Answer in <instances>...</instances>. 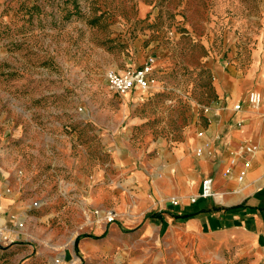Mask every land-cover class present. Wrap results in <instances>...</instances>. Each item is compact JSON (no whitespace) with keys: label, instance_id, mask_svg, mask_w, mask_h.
Masks as SVG:
<instances>
[{"label":"rangeland","instance_id":"374dc122","mask_svg":"<svg viewBox=\"0 0 264 264\" xmlns=\"http://www.w3.org/2000/svg\"><path fill=\"white\" fill-rule=\"evenodd\" d=\"M263 31L264 0H0V173L12 190L43 192L31 204L38 226L66 244L91 233L102 209L70 197L88 195L97 173L119 175L148 137L204 126L218 73L247 66ZM147 64L157 81L148 94L110 89V72ZM139 256L117 249L108 262Z\"/></svg>","mask_w":264,"mask_h":264},{"label":"crops","instance_id":"0c3cea01","mask_svg":"<svg viewBox=\"0 0 264 264\" xmlns=\"http://www.w3.org/2000/svg\"><path fill=\"white\" fill-rule=\"evenodd\" d=\"M215 90V104L201 108L204 126L194 122L176 141L148 137L119 160V175L97 173L88 195L70 197L100 207L103 220L69 244L65 233L38 226L45 217L31 204L43 192L12 190L9 173H0V235L9 237L0 264H113L117 249L141 253L123 264H264V110L248 102L264 93V31L247 66L223 68ZM207 178L216 196L198 197ZM13 215L23 229L11 227Z\"/></svg>","mask_w":264,"mask_h":264},{"label":"built area","instance_id":"2783aa9c","mask_svg":"<svg viewBox=\"0 0 264 264\" xmlns=\"http://www.w3.org/2000/svg\"><path fill=\"white\" fill-rule=\"evenodd\" d=\"M107 80L110 86V89L119 95L131 96L137 91H140L142 94L149 93L156 84V75L155 69L152 64H147L144 67L137 70H129L122 74L116 72H110L107 75ZM248 102L253 105L255 108H262L264 110V93L252 92L248 95ZM204 110H207V107H203ZM241 109V104H237L234 107V110L238 111ZM203 132L198 133V137H202ZM246 153H252V148H246ZM200 154V153H199ZM234 163V160L232 161ZM248 162L244 164L245 167L248 166ZM230 173V169L226 170V174ZM243 174L238 177L239 181H242ZM216 193L213 190V181L210 178L205 179L202 182V190L198 197L201 198H211L215 197ZM198 197H193L190 199L191 203H195ZM172 204L178 205L179 201L177 199L172 200ZM37 203H34V206H37ZM2 213L0 212V219ZM109 222L113 221V217L108 218ZM18 229L23 228V223L19 222L17 224ZM9 239L8 236L0 235V244L1 242H7Z\"/></svg>","mask_w":264,"mask_h":264},{"label":"trees","instance_id":"16d2710c","mask_svg":"<svg viewBox=\"0 0 264 264\" xmlns=\"http://www.w3.org/2000/svg\"><path fill=\"white\" fill-rule=\"evenodd\" d=\"M152 216H154V215H153V214H151L149 217H152ZM183 218L185 219V218H187V217H183Z\"/></svg>","mask_w":264,"mask_h":264}]
</instances>
